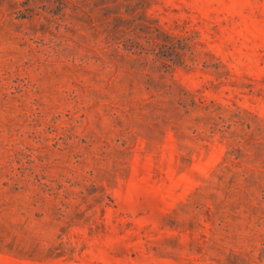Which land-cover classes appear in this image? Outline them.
Returning a JSON list of instances; mask_svg holds the SVG:
<instances>
[{
    "label": "rangeland",
    "instance_id": "1",
    "mask_svg": "<svg viewBox=\"0 0 264 264\" xmlns=\"http://www.w3.org/2000/svg\"><path fill=\"white\" fill-rule=\"evenodd\" d=\"M0 264H264V0H0Z\"/></svg>",
    "mask_w": 264,
    "mask_h": 264
}]
</instances>
